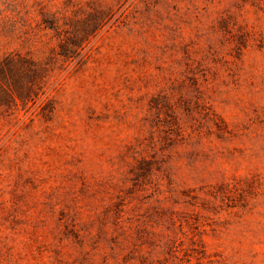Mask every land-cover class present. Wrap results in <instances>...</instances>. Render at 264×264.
Segmentation results:
<instances>
[{"label":"rangeland","instance_id":"rangeland-1","mask_svg":"<svg viewBox=\"0 0 264 264\" xmlns=\"http://www.w3.org/2000/svg\"><path fill=\"white\" fill-rule=\"evenodd\" d=\"M107 14L0 107V264H264V0H0V61Z\"/></svg>","mask_w":264,"mask_h":264},{"label":"trees","instance_id":"trees-1","mask_svg":"<svg viewBox=\"0 0 264 264\" xmlns=\"http://www.w3.org/2000/svg\"><path fill=\"white\" fill-rule=\"evenodd\" d=\"M111 19L107 14L102 18L87 21L74 28L72 36L61 40L60 51L41 60L29 54L11 53L0 61V107L17 109L39 101V114L48 116L51 111L50 99L43 97L46 85L53 71L66 69L82 61L85 45ZM69 54H73L69 56ZM63 59H60V57Z\"/></svg>","mask_w":264,"mask_h":264}]
</instances>
